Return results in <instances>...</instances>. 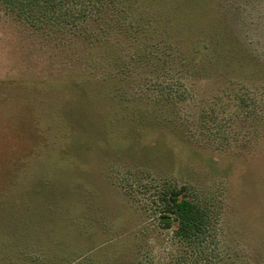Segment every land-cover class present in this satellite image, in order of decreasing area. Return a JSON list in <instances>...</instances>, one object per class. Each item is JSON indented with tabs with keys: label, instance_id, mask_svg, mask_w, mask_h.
<instances>
[{
	"label": "rangeland",
	"instance_id": "1",
	"mask_svg": "<svg viewBox=\"0 0 264 264\" xmlns=\"http://www.w3.org/2000/svg\"><path fill=\"white\" fill-rule=\"evenodd\" d=\"M17 2L0 264H264V0ZM181 186L211 215L199 244L159 222Z\"/></svg>",
	"mask_w": 264,
	"mask_h": 264
},
{
	"label": "trees",
	"instance_id": "2",
	"mask_svg": "<svg viewBox=\"0 0 264 264\" xmlns=\"http://www.w3.org/2000/svg\"><path fill=\"white\" fill-rule=\"evenodd\" d=\"M0 2L12 8L17 0H0ZM160 201L159 222L164 224L165 229H170L175 223L177 227L174 230V236L179 241L188 245L199 244L206 237L210 229L211 215L206 207L188 198L186 186L166 190L161 194ZM4 239L7 240V238ZM105 248L100 250H105ZM7 249L9 248L4 246L0 248L4 252ZM105 258L108 259V257ZM35 260L38 261L37 264L44 263L43 258H35ZM107 264L117 263L107 260Z\"/></svg>",
	"mask_w": 264,
	"mask_h": 264
}]
</instances>
